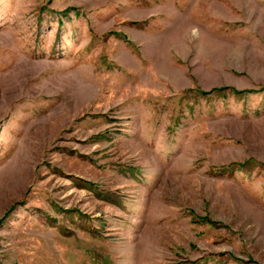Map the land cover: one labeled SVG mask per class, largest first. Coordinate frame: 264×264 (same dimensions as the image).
<instances>
[{
	"label": "rangeland",
	"instance_id": "rangeland-1",
	"mask_svg": "<svg viewBox=\"0 0 264 264\" xmlns=\"http://www.w3.org/2000/svg\"><path fill=\"white\" fill-rule=\"evenodd\" d=\"M0 264H264V0H0Z\"/></svg>",
	"mask_w": 264,
	"mask_h": 264
},
{
	"label": "trees",
	"instance_id": "trees-1",
	"mask_svg": "<svg viewBox=\"0 0 264 264\" xmlns=\"http://www.w3.org/2000/svg\"><path fill=\"white\" fill-rule=\"evenodd\" d=\"M217 89H221V88H217ZM236 91V90H235ZM242 91H250V90H248V89H245V90H242ZM205 93H207V92H205Z\"/></svg>",
	"mask_w": 264,
	"mask_h": 264
}]
</instances>
